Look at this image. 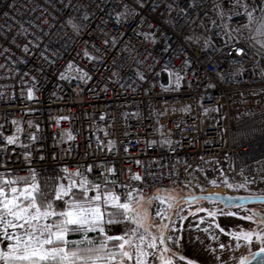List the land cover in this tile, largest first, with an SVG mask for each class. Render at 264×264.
<instances>
[{
    "label": "built area",
    "instance_id": "2783aa9c",
    "mask_svg": "<svg viewBox=\"0 0 264 264\" xmlns=\"http://www.w3.org/2000/svg\"><path fill=\"white\" fill-rule=\"evenodd\" d=\"M222 1L0 0V176L246 196L264 180V79L251 10L208 21Z\"/></svg>",
    "mask_w": 264,
    "mask_h": 264
},
{
    "label": "snow or ice",
    "instance_id": "6c2138e0",
    "mask_svg": "<svg viewBox=\"0 0 264 264\" xmlns=\"http://www.w3.org/2000/svg\"><path fill=\"white\" fill-rule=\"evenodd\" d=\"M261 10L264 11V5ZM247 18L249 22L252 21V12L247 13ZM258 31L264 34V18L261 19ZM236 52L243 53L244 49L237 48ZM86 75L84 73L80 78L83 79ZM137 75L144 79L139 73ZM178 81L179 77H177ZM29 95L31 96V92ZM14 143L13 136L7 137V144ZM28 171L31 183L27 177L12 179L7 175L0 176V261L3 264H157V262L173 264L170 257L158 253L169 250L167 241L175 245L181 244V237L176 235L181 229L175 226V221L171 220L167 224L162 222L159 225L153 223L146 226L147 209L140 203L144 197L135 201L136 206H133V192L137 191L136 189L128 192L127 199L122 201L121 197L114 192L99 191L100 185H93L89 189L87 179L79 170L71 174L81 177L79 183L69 177L67 185L45 184L43 186L37 182L35 170ZM65 171H67L66 168ZM131 179L140 180L141 177L134 174ZM228 187L233 185L229 184ZM76 188L80 189L81 198L79 199L77 193L73 191ZM90 190L95 191L96 194L89 196ZM158 199L164 202L163 198L158 197ZM168 199L174 200L172 197ZM192 199L195 200V198ZM172 207L173 204L168 203V209ZM203 211L207 210L196 209V212ZM196 212H190L189 215L195 217ZM155 215L163 221L169 213L160 209ZM176 215L181 224L187 219L179 216V212ZM207 215L212 217L215 213L208 211ZM52 218H55L54 223L51 222ZM199 219L203 221V217ZM242 219L253 220V217L244 216ZM122 222H127L128 225L122 234L108 235L105 224L115 225ZM255 223L264 225V216L255 220ZM193 227L198 229L199 225L189 222L188 228ZM216 227L220 232L225 231L219 225ZM151 228H157L159 234L153 233ZM93 231L97 233L98 239H93L89 235ZM72 233L80 234V241H70L68 236ZM233 235L236 239L243 238L245 241H250L254 234L244 232L233 233ZM255 235L257 239H261L264 237V232H257ZM213 239L217 237L213 236ZM219 247L223 249L225 245L221 243ZM261 251L264 252V248ZM180 259L186 260V264H196L195 261L183 255ZM240 264H245L243 259Z\"/></svg>",
    "mask_w": 264,
    "mask_h": 264
},
{
    "label": "rangeland",
    "instance_id": "374dc122",
    "mask_svg": "<svg viewBox=\"0 0 264 264\" xmlns=\"http://www.w3.org/2000/svg\"><path fill=\"white\" fill-rule=\"evenodd\" d=\"M231 1L235 2L234 7H241V10H243L244 5H247L251 10L246 0ZM252 1L254 8L257 4H263L260 0ZM223 2L225 3V1L218 3L216 10L222 6ZM229 15L226 18H228ZM257 64L258 71L262 73L260 76L264 79V60L258 61ZM29 183H31V180H29ZM62 183L67 185L69 183V178H64L61 184ZM73 191L78 192L79 190L74 189ZM241 193L246 196H264V180L242 188ZM192 194L194 193H192L187 187L176 185L169 189L157 191L154 194L156 198L148 200V198L144 197V200L140 201L142 207L147 209L146 226L153 223L159 225L162 222L167 224L171 220L175 221V226L181 229L176 233L177 236L181 237V244L175 245L171 241H167L166 245L169 250L158 254L170 257L173 260V264H186V260L180 259L181 255L188 259H192L196 264H240L241 259L245 261L249 259L255 251L264 248V237L257 239L255 235L257 232H264V225L255 223V220L257 219L253 217L251 213L254 211L257 214L264 216V205H251L247 207L224 209L221 205L212 202H187L186 199L198 195ZM158 197L163 198L164 202H162L161 199H158ZM169 197L174 198V200H169ZM148 201H150V203H148ZM168 203L173 204L171 209H168ZM57 208L59 210V207ZM197 208H203L207 211L196 212ZM160 209H164L169 213V216L165 217L163 221L160 217L155 215ZM137 210L139 211L140 209ZM208 211L214 212L215 215L209 217L207 215ZM177 212H179L180 216L187 218L184 220L183 224H181L179 217L176 215ZM190 212H196V216L193 217L189 215ZM244 216H252L253 220H244L242 219ZM199 217H203V221H201ZM51 222L54 223L55 218H52ZM189 222L193 225H199V228H188ZM216 225H219L220 228L225 229V231L220 232ZM104 226L108 230V235H120L128 225L127 222H122L115 225L105 224ZM205 229H207V231H205ZM151 231L157 235L159 234L157 228H151ZM244 232H251L254 234L250 241H245L243 238L236 239L233 235V233ZM93 233L96 232L93 231L89 234ZM169 234H171L170 231ZM69 235L72 236V239H69L70 241H80V238L76 239L73 237L78 235V233H72ZM213 236L217 237V239H213ZM221 243L225 245L223 249L219 247ZM1 264H3V262Z\"/></svg>",
    "mask_w": 264,
    "mask_h": 264
},
{
    "label": "water",
    "instance_id": "95a60500",
    "mask_svg": "<svg viewBox=\"0 0 264 264\" xmlns=\"http://www.w3.org/2000/svg\"><path fill=\"white\" fill-rule=\"evenodd\" d=\"M154 197H150L151 200ZM192 198H195L193 200ZM189 203H194L196 201L212 202L221 205L224 209H232L238 207H246L251 205H264V196H230L221 194H201L192 196L186 199ZM257 219L262 217L260 214L253 213ZM1 262V261H0ZM245 264H264V252L261 250L255 251L249 259L244 261Z\"/></svg>",
    "mask_w": 264,
    "mask_h": 264
},
{
    "label": "crops",
    "instance_id": "0c3cea01",
    "mask_svg": "<svg viewBox=\"0 0 264 264\" xmlns=\"http://www.w3.org/2000/svg\"><path fill=\"white\" fill-rule=\"evenodd\" d=\"M246 1L251 8V12L253 14L254 22H255L254 31L250 37V41L254 47L258 61H262V60H264V47H262V45H264V34H261V31H258V29L260 28L261 19L264 18V11L261 10L262 5H264V0H260L261 2H263V4L262 5L257 4L255 8L253 7V1L252 0H246ZM234 6H235V2H232L231 0H229L228 2L225 1V3L223 2L222 6L220 8H218L216 11H213L211 13V15L208 18V21L212 22L214 19L219 18L223 22H226V20H227L226 17L230 13L241 10V7L237 8ZM257 66H258V64H257ZM257 71H258V69H257ZM258 74L261 75L262 73H260L258 71ZM192 195H194V194H192ZM140 197L141 196H138L135 201L139 200ZM135 201H133V206H135ZM68 239L71 240L72 236L69 235ZM1 263H2V261L0 262V264Z\"/></svg>",
    "mask_w": 264,
    "mask_h": 264
},
{
    "label": "trees",
    "instance_id": "16d2710c",
    "mask_svg": "<svg viewBox=\"0 0 264 264\" xmlns=\"http://www.w3.org/2000/svg\"><path fill=\"white\" fill-rule=\"evenodd\" d=\"M75 192V191H74ZM75 193H77V198H80L81 196L79 195L80 194V192L78 191H76ZM57 207H59V205H57ZM93 239H98V237H97V233H93V234H89ZM74 238H76V239H79L80 238V235L78 234V235H75V236H73Z\"/></svg>",
    "mask_w": 264,
    "mask_h": 264
},
{
    "label": "flooded vegetation",
    "instance_id": "af4514ba",
    "mask_svg": "<svg viewBox=\"0 0 264 264\" xmlns=\"http://www.w3.org/2000/svg\"><path fill=\"white\" fill-rule=\"evenodd\" d=\"M246 207H247V206H246ZM251 213H252V216H253V213H256V212L252 211ZM256 214H257V213H256ZM253 217L256 218V216H253ZM256 219H257V218H256ZM259 250H261V249H259Z\"/></svg>",
    "mask_w": 264,
    "mask_h": 264
},
{
    "label": "bare ground",
    "instance_id": "6f19581e",
    "mask_svg": "<svg viewBox=\"0 0 264 264\" xmlns=\"http://www.w3.org/2000/svg\"><path fill=\"white\" fill-rule=\"evenodd\" d=\"M151 197H154V195H153V196H151Z\"/></svg>",
    "mask_w": 264,
    "mask_h": 264
}]
</instances>
